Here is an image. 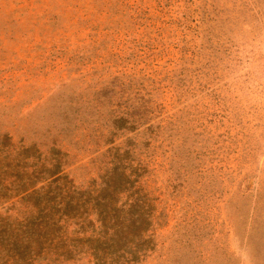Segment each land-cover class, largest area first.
Segmentation results:
<instances>
[{"label": "rangeland", "instance_id": "rangeland-1", "mask_svg": "<svg viewBox=\"0 0 264 264\" xmlns=\"http://www.w3.org/2000/svg\"><path fill=\"white\" fill-rule=\"evenodd\" d=\"M135 103L163 162L153 247L113 264H264V0H0V136L55 142L85 186L136 136L110 132ZM16 197L0 212L20 215ZM36 264L101 263L83 245Z\"/></svg>", "mask_w": 264, "mask_h": 264}, {"label": "trees", "instance_id": "trees-1", "mask_svg": "<svg viewBox=\"0 0 264 264\" xmlns=\"http://www.w3.org/2000/svg\"><path fill=\"white\" fill-rule=\"evenodd\" d=\"M145 108L125 104L112 116L110 132L127 128L136 136L109 145L97 177L85 186L67 177L65 152L55 142L43 151L0 136V198L17 196L26 206L20 215L0 212V264L68 259L83 245L95 262L113 264L138 260L153 247L148 173L163 162L151 136H137L152 127Z\"/></svg>", "mask_w": 264, "mask_h": 264}]
</instances>
